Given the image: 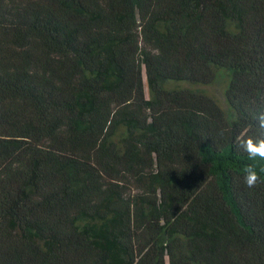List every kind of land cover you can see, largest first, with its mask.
<instances>
[{
  "label": "trees",
  "instance_id": "trees-1",
  "mask_svg": "<svg viewBox=\"0 0 264 264\" xmlns=\"http://www.w3.org/2000/svg\"><path fill=\"white\" fill-rule=\"evenodd\" d=\"M262 111L264 0H0V264H264Z\"/></svg>",
  "mask_w": 264,
  "mask_h": 264
},
{
  "label": "clouds",
  "instance_id": "clouds-1",
  "mask_svg": "<svg viewBox=\"0 0 264 264\" xmlns=\"http://www.w3.org/2000/svg\"><path fill=\"white\" fill-rule=\"evenodd\" d=\"M256 121L257 127L264 132V111L256 115ZM234 143L236 150L246 154L250 161H264V134L238 136ZM261 174H264V166L258 168L255 163L247 164L241 170L242 182L247 188H254L258 183H264Z\"/></svg>",
  "mask_w": 264,
  "mask_h": 264
},
{
  "label": "rangeland",
  "instance_id": "rangeland-1",
  "mask_svg": "<svg viewBox=\"0 0 264 264\" xmlns=\"http://www.w3.org/2000/svg\"><path fill=\"white\" fill-rule=\"evenodd\" d=\"M209 96L217 101L221 108L227 110L226 100H225V84H217L212 87L205 88ZM128 132L126 128H121L116 131L113 141L118 145V147L123 150V145L128 141Z\"/></svg>",
  "mask_w": 264,
  "mask_h": 264
}]
</instances>
